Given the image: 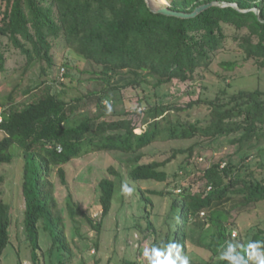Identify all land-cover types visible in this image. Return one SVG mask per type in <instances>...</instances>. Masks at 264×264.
I'll list each match as a JSON object with an SVG mask.
<instances>
[{"label":"trees","instance_id":"1","mask_svg":"<svg viewBox=\"0 0 264 264\" xmlns=\"http://www.w3.org/2000/svg\"><path fill=\"white\" fill-rule=\"evenodd\" d=\"M212 2L235 4L237 9L210 6L195 17L179 18L152 12L145 0H0V73L6 71L5 53L10 48L25 57L26 66L45 62L49 69L53 67V50L63 48L90 67L84 72L91 76L88 81L109 87L68 103L42 80L26 89L27 100L14 102L10 94L7 101H0V170L14 161V151L23 152V223L33 264H44L40 226L51 236L49 253L71 251L49 180L52 167H58L60 182L66 185L63 166L72 160L96 152H120L134 156L131 180L162 183L167 179L163 168L171 159L143 163L139 151L158 141L194 138H226L229 146L240 150L247 145L256 151L245 152L238 162L228 158L204 169L194 181L202 187L199 192L190 187L180 190L171 204L177 213L173 242L179 245L181 240L184 244L189 240L210 251L205 264H232L221 259L229 245L234 248L233 256H243L240 264H249L253 257L249 243H259L264 252L263 229L232 239L234 221L230 220L232 213L247 212L264 203V91L239 90L228 95L225 89L213 99L173 108L143 102L142 98L139 106H144V111H137V107L136 115L144 117L146 127H140L139 134V127L129 118L130 110L113 119L109 118L114 116L111 109V113L101 111L94 116L78 114L91 96L100 110L104 100H111L108 90L148 86L157 90L172 80L192 81L210 70L218 53H231L230 44L236 45L243 62L264 69V0H173L170 9L190 14ZM222 66L233 70L237 62L226 61ZM203 107L205 112H198L197 117L192 114ZM184 152L176 151L173 157ZM188 152L192 155L193 149ZM110 173L119 176L113 169ZM3 182L0 174V257L10 242L12 222L11 207L2 199ZM115 186V181L107 178L98 183L101 218L112 209ZM141 193L145 203H151L145 192ZM69 212L74 214L71 204ZM207 225L214 230L211 245L200 241ZM150 229L154 231L149 223ZM170 238L167 233L163 240L156 237L153 241V248H167L165 258Z\"/></svg>","mask_w":264,"mask_h":264},{"label":"rangeland","instance_id":"2","mask_svg":"<svg viewBox=\"0 0 264 264\" xmlns=\"http://www.w3.org/2000/svg\"><path fill=\"white\" fill-rule=\"evenodd\" d=\"M172 1L151 0L157 8H170ZM227 47L232 50L231 53H218L210 70L200 73L192 81L172 80L157 90L152 86L108 90L111 100H104L100 110L95 98L91 96L89 98L92 101L86 99L88 103L85 102V106L80 108L78 114L89 113L94 116L101 111H113L114 116H109L113 119L130 110L129 118L139 127L136 131V134H139L140 127L141 129L146 127L143 123L144 117L136 115L137 107L139 108L137 111H144V106H139L142 98L143 102L148 101L151 104L158 103L173 108L185 107L189 102L198 99H213L221 95L225 89L228 95L239 90L264 91V69H258L253 62H243L235 44ZM52 55L53 67L50 69L45 62L26 66L25 57L18 50L10 48L5 53L6 71L0 73V101H7L10 94L14 102L27 100L24 94L26 89L33 88L42 80L51 84L52 91L58 93L68 103L77 97H85L94 90L109 88L107 84L88 81L91 76L84 72L90 67L74 53L59 48L53 50ZM226 61L237 62V66L233 70H226L222 66ZM66 75L69 77L66 78ZM205 111L204 107L197 108L192 114L196 116L198 112ZM146 119L150 120L147 117ZM226 141V138L158 141L140 150L138 154L142 155L143 163L171 159L163 168L167 179L162 183L131 180L129 173L135 167L134 156L120 152H96L72 160L63 166L66 185L60 182L58 167H52L49 180L54 186V196L65 223V235L71 251L49 253L51 236L40 226L39 244L43 252L42 262L44 264H149L156 237L158 240H163L165 235L170 233V242L174 243L177 213L172 209L171 204L180 190L190 187L192 191L199 192L202 187L194 181L204 169L228 158L238 162L245 152L253 154L256 151L255 147L247 145L239 150L238 146H229ZM190 148L193 149L192 155L188 152ZM179 150L185 152L177 153L173 157ZM14 153L16 156L14 161L0 170V174L4 177L1 187L2 199L11 207L12 221L10 242L0 257V264H33L31 244L23 223L25 207L21 184L23 152L17 149ZM252 161L256 162L255 159ZM110 169L119 173V176L111 174ZM104 178L114 180L116 188L112 209L106 217L101 218L98 183ZM125 186L131 189V192L124 191ZM149 191L166 192L170 195H152ZM141 192H145L151 203H145L141 198ZM70 204L74 209L73 215L69 212ZM204 218L201 215L202 222ZM230 220L234 221L232 239L245 237L247 234L252 235L257 228L264 230V203L247 212H234ZM99 223H101L100 228L96 229ZM149 223L152 224L154 231L148 230ZM198 233L196 231L195 238ZM213 236L214 230L207 225L201 232L200 241L205 245H211ZM179 245L180 254L189 258V264H205L212 255L210 251L194 246L189 240L185 244L181 240ZM166 250V247H162L161 259L165 258ZM249 264H258L257 258L253 256Z\"/></svg>","mask_w":264,"mask_h":264},{"label":"clouds","instance_id":"3","mask_svg":"<svg viewBox=\"0 0 264 264\" xmlns=\"http://www.w3.org/2000/svg\"><path fill=\"white\" fill-rule=\"evenodd\" d=\"M124 191L131 192V189H128L126 186L124 187ZM248 249H251V255L256 257L258 260V264H264V252H261V246L259 243L248 244ZM180 248L181 246L173 243L168 245V253L167 257L164 259H161V256L163 255V252L160 249H152L151 254V264H176V261H179V264H189V258L186 255L180 254ZM173 250H175V253L173 254ZM234 251V248L232 245L228 246V251L226 254L221 255V259H226L229 261H232V264H240V261L243 260V256H233L232 252ZM173 255L175 259H173Z\"/></svg>","mask_w":264,"mask_h":264},{"label":"water","instance_id":"4","mask_svg":"<svg viewBox=\"0 0 264 264\" xmlns=\"http://www.w3.org/2000/svg\"><path fill=\"white\" fill-rule=\"evenodd\" d=\"M148 7L150 8V10L154 13H158V14H162V15H166V16H175V17H179V18H191V17H195L196 15H198L199 13H201L204 9L210 7V6H220V7H228L231 6L235 9H237L235 4H229V3H225V2H212L210 4L201 6L199 8H197L193 13L190 14H186V13H181V12H177V11H173L170 8H166V7H161V8H157L156 6L153 5V3L151 2V0H145ZM256 15H259V11L255 10Z\"/></svg>","mask_w":264,"mask_h":264}]
</instances>
